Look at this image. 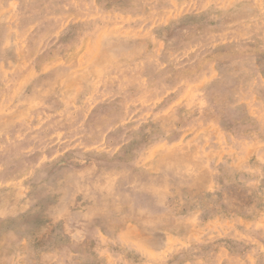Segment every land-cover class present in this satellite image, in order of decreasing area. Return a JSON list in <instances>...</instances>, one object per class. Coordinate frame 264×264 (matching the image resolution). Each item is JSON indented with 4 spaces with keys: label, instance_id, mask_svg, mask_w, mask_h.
I'll return each instance as SVG.
<instances>
[{
    "label": "rangeland",
    "instance_id": "obj_1",
    "mask_svg": "<svg viewBox=\"0 0 264 264\" xmlns=\"http://www.w3.org/2000/svg\"><path fill=\"white\" fill-rule=\"evenodd\" d=\"M0 264H264V0H0Z\"/></svg>",
    "mask_w": 264,
    "mask_h": 264
}]
</instances>
